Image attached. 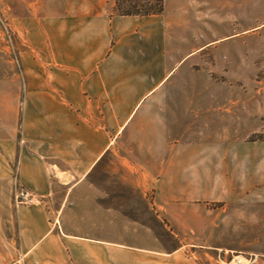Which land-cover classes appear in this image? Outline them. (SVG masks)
Wrapping results in <instances>:
<instances>
[{
	"label": "crops",
	"instance_id": "obj_1",
	"mask_svg": "<svg viewBox=\"0 0 264 264\" xmlns=\"http://www.w3.org/2000/svg\"><path fill=\"white\" fill-rule=\"evenodd\" d=\"M31 1L10 0L12 21L34 47L48 52L49 62L21 56L27 92L20 143L15 140L19 93L11 86L10 94H0V264H197L188 254L190 244L147 235L153 227L146 223L142 179L120 172L111 152L116 105L121 111L129 100H137L135 107L146 100H177L178 93L163 92L175 67L154 77L162 58L153 45L143 56L138 39L111 49L110 18L100 9L70 13L61 0H47L33 18L29 8L22 12ZM156 30L147 31L153 36ZM18 75L14 66L13 82ZM158 115L133 124L130 132L137 139L123 146L148 150L156 169L170 172L169 184L157 194L165 193L171 203L202 194L209 181L203 166L222 159L224 245L264 256V157L260 164L254 151L228 157L226 145L214 141L164 151L161 134L169 120ZM228 160L235 165L229 180ZM16 175L40 203L14 206Z\"/></svg>",
	"mask_w": 264,
	"mask_h": 264
},
{
	"label": "rangeland",
	"instance_id": "obj_2",
	"mask_svg": "<svg viewBox=\"0 0 264 264\" xmlns=\"http://www.w3.org/2000/svg\"><path fill=\"white\" fill-rule=\"evenodd\" d=\"M46 1H31L22 12L29 8L33 18H38ZM61 1L70 13L100 9L108 14L111 49H122L138 39L136 43L142 46L143 56H147L146 47L153 45L157 58L160 56L163 61L153 72L154 77L164 76L175 67L165 81L163 92L178 93L177 100H146L136 107L137 100H129L124 102L121 111L116 105V138L111 152L120 172L142 179L140 187L146 190V223L153 227L147 230V235L157 234L164 241L190 244L188 254L197 264H217L219 256L247 252L224 245L228 236L222 235V208L226 204L222 199V159L220 163L208 162L203 166V175L209 180L205 190L200 191L204 195L175 198L177 202L172 204L171 197L165 193L160 197L156 192L169 184V169L166 173L164 167L157 165V170L156 161L148 155V150L123 146L124 142L137 139L130 132L133 124L142 118H159L160 112L164 120H169L166 131L161 134L164 151H168L170 145L184 149L192 142L214 141L226 145L228 157H234L240 150L254 151L259 155L258 163L262 162L264 0H165L161 14L132 17L110 15L112 0ZM119 27L131 31L120 33ZM21 28L17 21H12L10 0H0V46L4 48L0 53V94L2 91L10 94L11 86L19 93V120L15 126V140L19 143L23 137L27 92L21 73V56L29 54L36 61L49 62L48 52L34 47ZM152 28L157 30L150 36L147 30ZM14 66L19 75L13 82ZM133 109L132 121L122 127L125 115ZM139 128L144 131L143 127ZM229 163L232 164L228 165L231 171L228 170V180L233 179L235 166L232 160H228ZM15 180L21 183L17 175L14 183ZM227 203L229 211L233 205ZM176 206L179 207L177 212ZM254 253L260 255L262 264L264 256Z\"/></svg>",
	"mask_w": 264,
	"mask_h": 264
},
{
	"label": "built area",
	"instance_id": "obj_3",
	"mask_svg": "<svg viewBox=\"0 0 264 264\" xmlns=\"http://www.w3.org/2000/svg\"><path fill=\"white\" fill-rule=\"evenodd\" d=\"M13 200L16 206L40 203V199L15 180ZM230 256H219L217 264H260L261 257L254 252H230Z\"/></svg>",
	"mask_w": 264,
	"mask_h": 264
},
{
	"label": "trees",
	"instance_id": "obj_4",
	"mask_svg": "<svg viewBox=\"0 0 264 264\" xmlns=\"http://www.w3.org/2000/svg\"><path fill=\"white\" fill-rule=\"evenodd\" d=\"M165 0H112L110 15L152 16L163 12Z\"/></svg>",
	"mask_w": 264,
	"mask_h": 264
}]
</instances>
